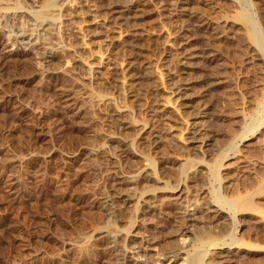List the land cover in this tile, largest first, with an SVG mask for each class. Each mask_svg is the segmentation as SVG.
<instances>
[{"label":"rangeland","instance_id":"374dc122","mask_svg":"<svg viewBox=\"0 0 264 264\" xmlns=\"http://www.w3.org/2000/svg\"><path fill=\"white\" fill-rule=\"evenodd\" d=\"M197 110L210 142L185 151ZM263 183L264 0H0V264H264ZM199 185L214 239L182 230Z\"/></svg>","mask_w":264,"mask_h":264},{"label":"bare ground","instance_id":"6f19581e","mask_svg":"<svg viewBox=\"0 0 264 264\" xmlns=\"http://www.w3.org/2000/svg\"><path fill=\"white\" fill-rule=\"evenodd\" d=\"M129 1V0H128ZM181 1V0H179ZM118 3V2H117ZM186 3V2H185ZM120 4V3H119ZM181 8V7H180ZM134 9V8H133ZM131 10H132V5L129 3L125 4V5H118V4H114L113 6H111L109 8V14H110V18L109 20L113 23V26L115 28V30H118L120 29L122 26H125L129 21L128 19H130V17H132L131 15L129 16V14L131 13ZM173 10V9H172ZM134 12V11H133ZM170 12V11H169ZM86 13V12H85ZM106 15V12L105 14ZM187 15V14H186ZM168 16V15H167ZM135 17V16H133ZM170 17V16H169ZM226 18V17H225ZM79 19V18H78ZM78 19H77V23H78ZM219 19V17H218ZM93 20V19H92ZM133 20V19H132ZM169 20V19H168ZM167 20V21H168ZM214 20V19H213ZM223 21V20H222ZM85 22L86 21H82L81 23L85 25ZM108 23V22H107ZM131 23V21H130ZM129 23V24H130ZM221 23V22H220ZM76 24V23H75ZM79 24V23H78ZM90 24V23H89ZM93 24V23H92ZM134 24V23H133ZM173 24V23H172ZM193 24V23H192ZM88 25V24H87ZM136 25V24H135ZM130 26V25H129ZM191 26V25H190ZM207 26V25H206ZM87 27V26H85ZM84 27V28H85ZM177 27V26H176ZM185 27V26H184ZM189 27V26H188ZM195 27V26H194ZM82 28V26H81ZM113 28V27H112ZM127 28V27H126ZM134 28V27H133ZM190 28V27H189ZM205 28V27H204ZM123 29V28H122ZM194 29V28H193ZM86 32L88 29H86ZM84 30V31H85ZM114 30V31H115ZM185 30V29H184ZM83 31V30H82ZM84 32V33H86ZM112 32V31H111ZM189 32V31H188ZM88 34L90 33L89 30L87 32ZM86 33V34H87ZM92 33V32H91ZM174 33V32H173ZM202 34V33H201ZM119 35V34H118ZM182 35V34H181ZM90 36V35H88ZM215 36V35H213ZM178 37V36H177ZM187 37V36H186ZM206 37V36H205ZM88 38V37H87ZM176 38V37H174ZM182 38V37H181ZM111 39V38H110ZM173 40V39H172ZM86 41V40H85ZM175 41V40H174ZM180 41V40H179ZM183 41V40H182ZM181 41V42H182ZM188 43V42H187ZM174 46V45H173ZM202 46V45H201ZM184 51V50H183ZM180 53L179 57L177 58V65H179L181 68V73H184L185 75L187 74L188 75V70L192 69L194 67V60L199 57L200 55H198V53L196 52H192V51H185ZM215 51V50H214ZM204 55V54H203ZM214 55V54H213ZM202 56V55H201ZM210 56V55H209ZM211 59V58H210ZM197 65V64H196ZM184 70V71H182ZM178 73V72H177ZM187 75L184 76L186 78H183V79H175L176 82H173L174 84L172 85V87L169 86V88H172L170 89L169 93L171 96H176V98L174 99V97H172L174 100H176L177 98L178 99H182V102H183V107L184 109L182 110V112L184 113L186 108H187V104H186V101L189 100V94L190 93H187L190 89H191V86H193L192 84L194 83L193 80L190 78H187ZM205 76V75H204ZM189 77V76H188ZM210 77V76H209ZM167 78V77H166ZM174 80V79H173ZM170 81V80H169ZM172 82V81H171ZM218 82V80H217ZM214 83V82H213ZM170 85V84H169ZM168 87V86H167ZM193 88V87H192ZM167 90V89H166ZM192 90V89H191ZM214 92V91H213ZM192 93V91H191ZM191 95V94H190ZM191 98V97H190ZM109 99V98H108ZM193 101V100H192ZM203 102V101H202ZM189 103V102H188ZM182 105V104H181ZM191 105V104H190ZM196 105V104H195ZM177 106V105H176ZM193 106V105H192ZM203 106V105H202ZM189 107V106H188ZM171 109V108H170ZM194 109V108H193ZM204 109V108H203ZM199 110V109H198ZM197 112H194V113H191L190 112V115H188L186 118L184 117V127L182 129V131L180 132L179 136L175 139V143L177 144V146L180 147V149H184L185 151L190 149V150H196V149H200L201 147H206L207 145H209L208 143L210 142L209 138L207 139L206 138V135H205V128L202 127L201 125L203 124H199L198 123V119H200L201 117H203L204 115L202 114L203 111H198ZM181 111V110H180ZM207 111V110H206ZM186 113V112H185ZM184 113V115H185ZM182 115V114H181ZM183 115V116H184ZM187 115V114H186ZM211 138V137H210ZM212 139V138H211ZM170 140V139H169ZM154 142V141H153ZM166 148V147H165ZM172 150V149H171ZM202 150V149H201ZM200 150V151H201ZM199 151V150H197ZM172 153V152H171ZM194 154H195V151H194ZM197 154V153H196ZM202 154V153H201ZM200 154V155H201ZM198 155V154H197ZM194 157H196L194 155ZM201 157V156H199ZM197 157L195 160H194V163H196V167L199 168L198 171L201 172L200 170L204 169L205 168V165L203 163V160H202V157L199 158ZM175 159H178V160H182L183 157H178L175 158ZM173 160V159H172ZM171 160V161H172ZM191 161V159H190ZM189 161V162H190ZM185 162V160H184ZM186 163V162H185ZM188 163V161H187ZM193 164V163H192ZM191 164V165H192ZM194 165V164H193ZM193 167V166H191ZM188 169V168H187ZM196 170V169H194ZM197 171V172H198ZM188 172V170H187ZM193 172V171H192ZM195 172V171H194ZM193 172V174H194ZM196 172V174H197ZM117 173V172H116ZM195 175V174H194ZM193 175V176H194ZM200 175V174H199ZM192 177V176H191ZM196 178V177H195ZM189 179V178H188ZM190 180V179H189ZM121 181V180H120ZM193 181V180H192ZM120 183V182H119ZM118 184V183H117ZM177 184V183H176ZM264 184V183H263ZM196 186H198V184H195ZM177 185L173 186V188L171 187V190H168V191H172V192H169V193H176L178 192L180 189L174 191V189H177L178 187H176ZM176 187V188H175ZM189 188V187H188ZM196 189H193L192 190V194L190 195H187L186 196V192L184 193V190L181 189V191L179 192L178 196L180 195V197H182L181 199V206L183 207V210H184V219L185 220V226L182 228V230H184V233H188L192 238L191 239H206L207 236L204 234L203 230L202 229H207L209 226L211 227L212 224H215V226L217 224H219V226L221 227L220 223L218 222L219 218H221V213H222V210L218 207V206H215L213 203H209L211 201H209L208 203H205V202H201V198H199L200 195H202V193L204 192V187L202 185H199V187H195ZM119 196V195H118ZM249 196V195H248ZM247 196V197H248ZM251 196V195H250ZM177 197V196H176ZM245 197V196H243ZM120 198V197H119ZM121 199V198H120ZM245 199V198H244ZM239 200V199H238ZM236 200V201H238ZM247 200V199H245ZM235 201V199L233 200ZM240 201H244L243 199L240 200ZM249 201V200H248ZM178 202V201H177ZM176 202V203H177ZM180 202V201H179ZM250 202V201H249ZM245 203V202H244ZM240 204H243L242 202H240ZM240 204L238 207H240ZM180 205V204H179ZM248 206V205H246ZM235 207V206H234ZM244 206H242V209H243ZM249 207V206H248ZM237 208V207H235ZM245 208V207H244ZM240 209V208H239ZM248 209V208H247ZM241 210V209H240ZM246 210V209H245ZM239 210H237L238 212ZM183 215V214H182ZM230 218V217H229ZM222 220V219H221ZM219 220V221H221ZM226 221V220H225ZM224 222V221H223ZM226 223V222H225ZM184 224V223H183ZM221 224H224V223H221ZM210 227L208 229H210ZM213 227V226H212ZM211 227V228H212ZM218 227V226H217ZM224 227V226H223ZM207 229V230H208ZM215 229V228H214ZM213 229V230H214ZM218 229V228H217ZM222 229V228H221ZM226 229V228H225ZM212 230V231H213ZM221 231H219L218 233H220ZM224 232V231H223ZM205 233H210L209 232H205ZM211 233H214V232H211ZM210 233V234H211ZM209 234V235H210ZM217 234V233H216ZM218 235V234H217ZM221 235L223 234H220V237ZM225 235V234H224ZM213 236V235H212ZM211 237V236H208V238ZM215 237V236H214ZM219 237V238H220ZM212 238V237H211ZM203 239V241H205ZM210 239V238H209ZM214 239V238H212ZM207 240V239H206ZM195 241V240H194ZM204 243V242H203ZM138 247V245H137ZM136 249V250H135ZM132 250V251H131ZM139 249H137L136 247H133V249L131 248L129 251L134 254V255H137L136 253L138 252ZM141 250V249H140ZM143 250V249H142ZM128 251V252H129ZM177 251V250H176ZM214 251V250H213ZM216 252V251H215ZM179 253H182V250L180 251L179 249ZM145 254V253H144ZM169 254V253H168ZM167 254V255H168ZM172 254V253H170ZM178 253H174L172 254V256L175 257V255H177ZM217 254V259L213 262H211L210 264H224L226 263L225 262V259L220 255V252H216ZM163 255V254H161ZM140 256V255H139ZM138 256V258H139ZM199 256V255H198ZM132 257V256H131ZM142 257V256H141ZM226 257V256H225ZM136 258V259H135ZM133 258L132 260L133 261H136L135 264H138V260L137 257ZM214 258V257H213ZM229 258V257H228ZM227 258V260H228ZM198 259V258H197ZM200 259V258H199ZM230 259V258H229ZM131 261V260H130ZM132 261V262H133ZM229 261V260H228ZM227 261V262H228ZM145 262V260L143 261ZM210 262V261H209ZM134 263V262H133ZM232 263V262H231ZM153 264V263H152ZM200 264V263H199ZM237 264V263H236Z\"/></svg>","mask_w":264,"mask_h":264}]
</instances>
